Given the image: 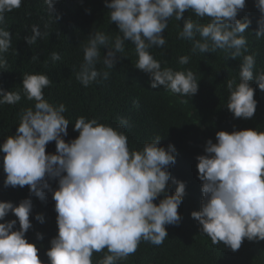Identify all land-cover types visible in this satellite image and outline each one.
<instances>
[{
  "label": "clouds",
  "instance_id": "1",
  "mask_svg": "<svg viewBox=\"0 0 264 264\" xmlns=\"http://www.w3.org/2000/svg\"><path fill=\"white\" fill-rule=\"evenodd\" d=\"M110 10L119 35L114 38L102 31L89 35L83 47V63L76 79L89 86L98 79L107 80L109 72L98 70L101 48L107 49L103 57L106 69H112L125 51V41H131L138 56L135 67L150 77L151 88L163 86L174 94L192 96L198 91L197 80L191 70L174 71L161 68L148 49L166 44L162 33L168 20L180 21L191 10L199 18L208 17L201 25L191 18L184 20L179 38L192 41L191 52L212 53L224 50L232 59L243 56L239 68V82L227 81L229 97L226 107L236 118L253 117L257 101L250 81L255 80L264 90V72L254 75V55L247 52L243 33L251 21L237 19L245 7V0H104ZM22 0H0V24L4 13L20 7ZM47 12L53 18L56 0H44ZM261 16L257 38L264 37V0H255ZM59 17L57 16L56 19ZM32 35L26 42L34 44L42 34L33 25ZM197 34L200 39H196ZM12 44L8 30L0 27V67L6 61L3 54ZM35 60L36 57H33ZM53 61L61 57L53 52ZM188 56L179 63L187 64ZM52 81L46 74H25L23 92L34 107L20 113L14 135L0 143L3 153L4 186L29 187L30 194L41 200L45 190L51 191L57 213L58 232L51 239L46 252L48 264H92L93 252L107 249L98 264H117V261L135 253L141 240L159 246L167 237L165 225H176L181 217L178 207L182 202L185 184L173 180L175 191L168 194L170 179L168 167L175 163L176 149L158 146L157 136L144 144L141 150H130L126 135L97 119L81 116L73 125L77 138L65 142L69 120L64 104L53 105L43 94ZM21 100L20 92L0 89V104H15ZM122 119L117 128L127 125ZM216 143L206 142V155L196 157L198 178L202 181L203 199L199 211L191 212L201 232L213 244L236 251L246 238L264 240V131L244 129L218 131ZM55 141L56 153L46 154V145ZM47 177V179H46ZM57 180L52 190L48 180ZM163 195L159 203L153 201ZM30 199L18 204L0 202V221L11 212L17 218L0 223V264H42L38 249L27 242L25 233L32 225ZM43 223V216L35 217ZM18 230H13L16 224ZM38 239L42 236L38 233Z\"/></svg>",
  "mask_w": 264,
  "mask_h": 264
},
{
  "label": "trees",
  "instance_id": "2",
  "mask_svg": "<svg viewBox=\"0 0 264 264\" xmlns=\"http://www.w3.org/2000/svg\"><path fill=\"white\" fill-rule=\"evenodd\" d=\"M53 7V18L49 16L44 0H22L19 8L4 13V22L0 27L9 31L12 44L3 54L6 64L0 67V89L20 92L21 100L15 104H0V143L16 133L20 113L34 107L35 101H29L23 92L24 75L46 74L52 83L43 89L44 98L53 105L62 103L67 109L64 113L69 120L67 136H62L65 142L78 137L79 133L73 130V125L77 118L83 116L86 119L95 118L99 123L123 132L130 150H141L145 143L157 136L162 137L158 146L167 149L171 144L176 149L175 163L168 167L170 179L167 190L169 195L175 191L173 180L185 184L178 207L179 223L165 225L167 237L159 246L141 240L135 253L117 261V264H264V240L249 241L245 238L241 247L232 251L223 243L213 244L191 216V212L200 210L203 199L196 157L206 155V142L211 139L216 143L215 134L218 131H264V90L258 88L255 80L250 81L257 101L252 118H236L226 107L229 97L227 81L239 82L243 56L232 59L221 49L193 54L192 41L182 40L178 35L183 22L191 18L194 23L204 25L209 18H199L188 10L180 21L174 16L169 18L168 26L162 33L166 44L152 46L148 51L160 62L162 69L191 70L198 83V91L194 95L174 94L163 86L151 88L149 75L135 67L138 56L134 44L128 40L125 41V51L117 54L120 58L112 69L104 67L102 61L107 49L101 48V59L96 67L108 71L109 77L83 86L76 79V72L83 63V47L89 35L102 31L114 38L120 34L119 29L110 21V10L105 7L104 0H56ZM260 16L255 0H245V7L237 15V19L251 21L243 33L247 41L244 55H254V75L264 72V37L257 38L255 35ZM33 25L38 26L42 35L29 45L25 37L33 34ZM196 39H200L198 34ZM53 52L61 59L53 61ZM181 56L189 57L187 64L179 63ZM122 119L127 120V125L117 128ZM45 150L46 154H55V141L49 142ZM3 155L0 153V202L16 205L23 199L31 200L29 220L32 227L25 233V238L37 247L42 264H48L46 252L58 232L52 193L45 190V198L41 200L30 194L27 185L5 187ZM47 182L52 190L58 186L55 179ZM160 199L163 195L153 202L158 204ZM37 215L43 216V223L35 218ZM15 219L11 212L5 217V221ZM18 229L17 222L13 230ZM38 233L42 239L37 238ZM105 254L107 249L93 252L92 264H98Z\"/></svg>",
  "mask_w": 264,
  "mask_h": 264
}]
</instances>
